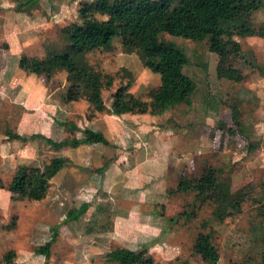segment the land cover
Returning a JSON list of instances; mask_svg holds the SVG:
<instances>
[{"label": "rangeland", "instance_id": "1", "mask_svg": "<svg viewBox=\"0 0 264 264\" xmlns=\"http://www.w3.org/2000/svg\"><path fill=\"white\" fill-rule=\"evenodd\" d=\"M91 1L38 0L35 6L19 10L16 8V0H0V27L8 11H21L27 20L28 16L42 21L34 32L39 37L44 32L49 34L47 36L51 40L48 44L49 51L46 53L64 51L67 48V40L62 30L86 24L82 9ZM96 17L108 19L107 15L102 13H97ZM231 27L232 25L225 29L234 31V26ZM235 27L238 28V34L234 36L238 45L237 54L230 56L229 61H226L244 75L240 82L217 76L219 57L209 51L208 39L192 41L166 33L160 36V39L174 42L184 48L189 62L183 72L196 83L190 103H181L172 108L187 112L189 107L193 114L191 122L189 117V122L185 119L182 124H178L174 116H160L159 114L164 112H154L153 106H147L148 111L143 112L162 117L160 127H178L176 131L181 135L176 140L177 144L187 148L186 153L195 158L188 170L184 164H180L186 172L179 170L177 174L170 173L167 191L174 190L177 187L176 182L181 178L198 177L203 170L212 167L218 181L228 188L230 194L243 197L240 211H235L232 207L225 209L220 202L195 199L193 191L168 192V197L161 199L162 203L154 204L157 213L167 219L166 229L172 231V241L182 244L181 257L172 259L170 264H264V7ZM246 30L253 32L246 34ZM133 49L127 47L121 39L115 38L110 49L91 51L82 57L81 62L86 68V74L78 89L85 90L84 83L90 75L97 74L100 78V96L104 106L101 111L95 109L96 111L102 112L105 105L113 109L118 89H124L125 101L129 100L130 96L146 105L152 101V94L160 85V75L152 72L143 63L140 58L141 51ZM4 50V44L0 41L1 57ZM46 55L42 58H46ZM4 59L0 58V61ZM49 77L53 78L48 84L50 91L54 93L52 99L61 105L64 102L61 97L64 92L62 88L64 83L67 88L69 85L67 72L63 68H54ZM85 93L76 101L80 103L79 109L87 108L88 116L89 110L94 111V106L87 101ZM64 100L68 103L66 95ZM232 106L235 107L233 111ZM234 115L239 118V125L235 123ZM186 125L190 128L186 129ZM1 126L4 127L2 121ZM4 130L1 129L5 132ZM83 149L84 147L81 148ZM72 165L68 171L81 180L84 177L83 172L77 170L76 163L72 162ZM96 170L98 169L94 171ZM4 181L8 184L9 177ZM101 192L99 191V194ZM97 194H94L96 201ZM14 200L13 206L8 209L7 217H3L0 211V264L12 261L17 264H60L62 254L66 257L64 264H91L83 254L88 248H79L88 241L82 238L77 242L78 234L85 228V218H94L93 213L96 212L99 215L96 226L105 225L110 228L115 214L121 212L106 209L108 206L101 199L95 201L94 209H88L87 213L79 218V222L72 221L68 226L60 228L59 236L51 247V255L46 259L36 253L40 251V245L51 237L55 227L50 226L63 219L68 208L49 212L42 204L43 201L39 202L41 199L17 197ZM97 203H100L101 207ZM186 213L190 214V217L186 216ZM33 230L40 231L39 238L35 241L30 238ZM57 231L58 229L56 234ZM11 233L14 235L5 236ZM206 233H211V242L218 252L216 262L204 261L199 254L193 253L197 236ZM166 237H169L168 234ZM94 240L98 241V238L95 237ZM105 247L109 251L119 248L117 243L112 241H107ZM12 251L14 257L8 261L6 257ZM20 254L23 255L21 260L18 259ZM17 260L20 262H16ZM98 260L102 261V258ZM152 261L158 264L157 259L153 258ZM102 264H106L104 260Z\"/></svg>", "mask_w": 264, "mask_h": 264}, {"label": "crops", "instance_id": "2", "mask_svg": "<svg viewBox=\"0 0 264 264\" xmlns=\"http://www.w3.org/2000/svg\"><path fill=\"white\" fill-rule=\"evenodd\" d=\"M20 12L15 9L8 11L0 27V41L5 49L3 57L0 56L5 58L0 61V122L4 125L0 127V211L3 217H7L8 209L15 202L8 184L16 170L21 166L43 170L52 159L61 158L62 166L49 177L46 195L39 201H43L49 212L68 208L63 219L50 226L58 227V231L49 253L60 228L72 221L79 222L88 209L93 210V205H96L94 194L98 193L97 200L105 202L108 206L106 209L121 212L115 214L110 228L96 226L99 221L96 212L93 213L94 218H85L87 222L84 230L78 234L77 242L82 238L88 241L79 246L88 248L83 252L87 261L102 264L104 260L106 264H118L106 260L109 250L105 245L107 241H112L119 248L144 250L151 264H154L153 258L158 260V264H170L172 259L181 257L182 244L172 241V231L166 229L167 219L157 213L154 204L162 203L161 199L168 197L170 173L177 174L179 170L186 172L195 158L186 153L187 148L177 144L176 140L181 135L176 131L178 127L159 126L163 120L159 115L174 116V120L182 124L185 119L189 122V117L190 122L193 119L191 109L188 107L187 112H180L176 108L159 115L149 112L115 114L109 105H105L102 112L89 110L86 116L87 108L79 109L80 103L77 101L65 103L64 96L68 89L65 83L61 96L64 102L60 105L52 99L54 93L48 86L53 78L26 71L19 66V59L23 55L42 58L47 54L51 40L47 32L40 37L34 32L42 21L28 16L27 20ZM70 122L78 130L71 131L65 126ZM187 126L186 129H189ZM3 128L5 132L1 131ZM85 128L101 132L108 144L99 142L55 147L42 138L54 142L82 139ZM7 132L21 138L32 135L42 137L23 141L9 138ZM172 145L176 146L171 149ZM72 162L78 165L77 170L83 172L81 180L68 171L73 166ZM180 164L187 169L181 168ZM6 177H9L8 184L4 181ZM99 191L102 192L99 194ZM84 203L87 204L85 212L75 220H66L68 211L79 209ZM97 205L101 207L100 203ZM53 232L44 244L52 239ZM166 232L169 237H166ZM9 235L13 236L14 233L5 236ZM39 235V230H33L30 238L35 241ZM95 237L98 241L94 240ZM36 255L49 259L51 254L46 257L38 252ZM22 257L20 254L18 259ZM101 258L102 261L98 260ZM65 260L66 257L60 255L59 263L64 264ZM8 264L17 263L12 261Z\"/></svg>", "mask_w": 264, "mask_h": 264}, {"label": "trees", "instance_id": "3", "mask_svg": "<svg viewBox=\"0 0 264 264\" xmlns=\"http://www.w3.org/2000/svg\"><path fill=\"white\" fill-rule=\"evenodd\" d=\"M38 0H16V8L27 10L35 6ZM264 7V0H92L82 9L85 25H77L62 30L67 40V48L56 53H47L46 58L21 56L19 66L26 71L49 77L54 68H63L67 72L69 82L66 99L67 102L76 101L84 96L94 106V110L103 109L100 96V78L97 74L89 76L84 83L85 90H79L84 80L86 68L82 57L95 50H108L112 47L115 38L121 39L127 47L137 48L142 52L140 58L154 73L160 75V85L152 94L149 104L141 103L132 96L125 101L124 89H118L113 112L115 114L126 112L143 113L148 107H154V112L163 113L178 104H189L191 96L196 90V83L192 77L183 72L188 64V56L183 47L171 41L160 39L161 34L202 41L208 39L209 51L219 57L216 74L234 82H240L244 75L237 68L228 64V58L237 54L234 36L238 34V24L248 20L252 14ZM97 13L106 14L108 19L96 17ZM233 30L225 28L231 26ZM253 31L246 30L248 34ZM238 46V45H237ZM134 50V49H133ZM228 60V61H226ZM117 106L120 108L118 109ZM117 108V109H116ZM232 111L235 107H231ZM153 114V113H152ZM235 123L240 124L239 118L234 115ZM65 126L71 130H78L73 123ZM223 127L224 125L221 124ZM85 137L73 138L54 142L41 135L18 137L6 133L9 138H19L23 141L42 137L55 147L64 145H79L103 143L108 144L104 135L99 131L84 129ZM62 166L61 158H54L43 170L37 167L21 166L13 175L8 190L14 198H30L40 200L46 195L48 179ZM228 188L218 181L215 169L209 167L192 179L181 178L177 187L168 192H195V199L203 198L209 202H220L225 209L232 207L235 211L241 210L243 197L232 195ZM87 204L79 209L68 211L66 220H75L85 212ZM190 217V214L186 213ZM40 247L39 253L49 256V247L56 236ZM193 253L199 254L204 261L216 262L218 252L211 242V233L199 234L193 246ZM12 252L6 257L11 261ZM108 262L118 264H151L146 258L145 251H133L127 248H116L106 254ZM235 264V263H234Z\"/></svg>", "mask_w": 264, "mask_h": 264}]
</instances>
